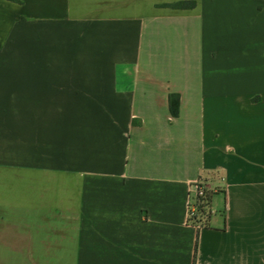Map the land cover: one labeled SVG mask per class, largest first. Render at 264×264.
<instances>
[{
    "label": "crops",
    "instance_id": "crops-1",
    "mask_svg": "<svg viewBox=\"0 0 264 264\" xmlns=\"http://www.w3.org/2000/svg\"><path fill=\"white\" fill-rule=\"evenodd\" d=\"M176 1L0 0V264H264V0Z\"/></svg>",
    "mask_w": 264,
    "mask_h": 264
},
{
    "label": "built area",
    "instance_id": "built-area-1",
    "mask_svg": "<svg viewBox=\"0 0 264 264\" xmlns=\"http://www.w3.org/2000/svg\"><path fill=\"white\" fill-rule=\"evenodd\" d=\"M216 188L209 180H196L190 185L188 199V223L196 230L208 224L213 212L211 196Z\"/></svg>",
    "mask_w": 264,
    "mask_h": 264
},
{
    "label": "trees",
    "instance_id": "trees-1",
    "mask_svg": "<svg viewBox=\"0 0 264 264\" xmlns=\"http://www.w3.org/2000/svg\"><path fill=\"white\" fill-rule=\"evenodd\" d=\"M16 1V0H12ZM166 6L176 8V9H189L193 8L195 6V1L193 0H181V1H176L173 3L165 4ZM179 106H180V96L177 93H171L169 95V107L171 114L173 117L178 116L179 114ZM195 262V258H194Z\"/></svg>",
    "mask_w": 264,
    "mask_h": 264
}]
</instances>
